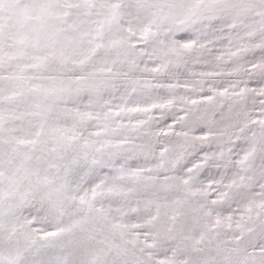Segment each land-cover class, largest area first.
Instances as JSON below:
<instances>
[{"label": "snow or ice", "instance_id": "1", "mask_svg": "<svg viewBox=\"0 0 264 264\" xmlns=\"http://www.w3.org/2000/svg\"><path fill=\"white\" fill-rule=\"evenodd\" d=\"M0 264H264V0H0Z\"/></svg>", "mask_w": 264, "mask_h": 264}]
</instances>
